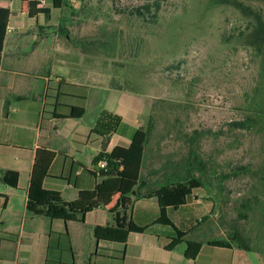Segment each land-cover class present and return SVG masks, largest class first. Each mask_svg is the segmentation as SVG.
<instances>
[{"label":"rangeland","instance_id":"obj_1","mask_svg":"<svg viewBox=\"0 0 264 264\" xmlns=\"http://www.w3.org/2000/svg\"><path fill=\"white\" fill-rule=\"evenodd\" d=\"M84 1L72 4L80 10L74 25L72 9L63 11V28H72L64 42L74 52L86 45L78 35L89 37L96 83L147 104L145 177L156 162L178 179L198 177L199 224L190 238L237 234L264 264V78L261 60L239 35L245 17L233 0H163L146 18L134 11L143 0ZM241 1L264 10V0ZM96 115L91 110L87 122Z\"/></svg>","mask_w":264,"mask_h":264},{"label":"crops","instance_id":"obj_2","mask_svg":"<svg viewBox=\"0 0 264 264\" xmlns=\"http://www.w3.org/2000/svg\"><path fill=\"white\" fill-rule=\"evenodd\" d=\"M53 5L54 0H45L37 8H47L50 15L31 17L30 1L0 0V9L10 12L0 63V171L19 174L17 188L0 179V264L68 261L70 255L57 249L50 251L47 262L50 234L65 231L70 235L74 264H260L255 257L261 254L252 248L247 251L237 244L222 248L210 245V240H192L196 230L186 239L201 242L202 247L194 260L188 259L186 241L172 240V228L162 224L131 233L120 259L121 253L115 251L121 252L123 247L99 241L94 233L96 226L114 225L115 215L122 211L120 194L107 207L95 204L76 222L52 220L28 211L38 149L55 153L46 188L60 191L63 199L71 202L77 199L78 191L95 188L92 164L103 141L108 139L107 152L117 146L128 147L134 133L145 127L142 120L147 104L142 97L109 82L96 83L95 56L88 46L70 51L67 43L71 42H64L62 29L64 9H54ZM70 15L69 25L76 24L78 17ZM67 29L71 34L72 28ZM78 37L91 43L89 37ZM69 107H81L83 112L69 114ZM95 109L96 118L87 122ZM146 152L147 147L144 159ZM144 173L143 160L138 195L131 196L127 211L142 224L154 222L160 210L155 198L144 199L142 194L179 181L175 170L157 162L147 177ZM199 202L198 197L189 204L195 216ZM174 221L179 225V220ZM98 248L110 257L96 256ZM114 255L117 258H112Z\"/></svg>","mask_w":264,"mask_h":264},{"label":"trees","instance_id":"obj_3","mask_svg":"<svg viewBox=\"0 0 264 264\" xmlns=\"http://www.w3.org/2000/svg\"><path fill=\"white\" fill-rule=\"evenodd\" d=\"M143 1L144 3L136 7L134 11L137 16L146 18V13H150L153 6H155L158 14L163 0ZM74 2L75 0H54L53 8L62 10L70 7L73 16L78 17L80 10L72 5ZM84 2L81 10L85 9ZM38 4L39 2L37 1H30L29 14L31 17L38 14L50 15V11L47 8H37ZM232 4L245 17L244 19L247 20L246 26L243 31H240L239 35L245 37L247 46L252 48L256 57H259L261 60L262 71L260 77L264 78V10L241 0H233ZM9 15L10 12L8 9H0V63ZM154 17H157V15H154ZM63 33L68 34L70 32L64 27ZM77 40H79V43L82 41L81 39ZM227 43L229 44L231 41L229 40ZM87 44L88 42H86V45H82V48H86ZM88 59L85 58L84 61ZM75 111L83 112V108L69 107V114H73ZM239 125L243 126L242 123ZM148 142L149 131L145 127L139 128L134 133L131 144L128 147L117 146L111 152L106 151L108 146V139L106 138L102 143V150L93 160L92 164L91 173L97 180L95 188L93 190L78 191L77 199L71 202L65 201L60 191L46 188L45 180L49 177L50 166L55 157V153L45 148L38 149L28 190V211L33 215L45 216L52 220L76 222L82 214L91 209L95 204L107 207L112 203L114 196L120 194L122 197V211L115 215L114 225L95 227L94 233L97 240L122 246L121 252L115 251L117 254L121 253L119 258L122 259L125 245L131 233H142L149 230L154 224H162L172 228V240L186 241L187 248L185 256L188 259L194 260L202 247V243L189 241L186 237L196 230L195 227L199 224L198 217L195 216L193 209L189 206L195 198L198 199L195 192L203 189V182L198 177L192 176L188 172L186 179H179V181L172 184L159 186L142 194V198H155L158 202L160 210L154 222L151 221L142 224L135 218L127 215V211L131 207V196L138 195L137 191L140 187L144 153ZM101 160L107 161L106 168L99 167ZM0 179L12 188L18 187L19 174L17 172L1 170ZM175 214H180L179 225L174 221L173 215L175 216ZM205 219L206 217L202 218L201 221H205ZM208 243L222 248L237 244L242 249L250 250L248 245L244 244L237 234L233 237L229 236L224 240H210ZM57 249L61 250L65 255H70V259L68 261H62L61 264H74L68 231L63 233L52 232L50 234L48 263L50 262V251L52 253ZM95 255L110 257L105 253L103 248H98ZM112 258L115 259L117 257L114 255Z\"/></svg>","mask_w":264,"mask_h":264},{"label":"built area","instance_id":"obj_4","mask_svg":"<svg viewBox=\"0 0 264 264\" xmlns=\"http://www.w3.org/2000/svg\"><path fill=\"white\" fill-rule=\"evenodd\" d=\"M27 1H37V2H39L40 5H44L45 4V0H27ZM99 167L106 168L107 167V161L106 160H101L99 162Z\"/></svg>","mask_w":264,"mask_h":264}]
</instances>
